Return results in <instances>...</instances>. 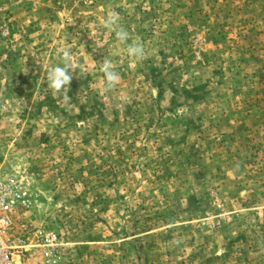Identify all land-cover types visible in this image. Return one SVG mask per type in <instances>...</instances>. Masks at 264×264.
<instances>
[{
	"label": "rangeland",
	"instance_id": "374dc122",
	"mask_svg": "<svg viewBox=\"0 0 264 264\" xmlns=\"http://www.w3.org/2000/svg\"><path fill=\"white\" fill-rule=\"evenodd\" d=\"M0 172L57 264H264V0H0Z\"/></svg>",
	"mask_w": 264,
	"mask_h": 264
},
{
	"label": "built area",
	"instance_id": "2783aa9c",
	"mask_svg": "<svg viewBox=\"0 0 264 264\" xmlns=\"http://www.w3.org/2000/svg\"><path fill=\"white\" fill-rule=\"evenodd\" d=\"M32 196L26 179L0 172V264H22L40 254L44 264H57L58 238L28 224Z\"/></svg>",
	"mask_w": 264,
	"mask_h": 264
},
{
	"label": "clouds",
	"instance_id": "9594fccd",
	"mask_svg": "<svg viewBox=\"0 0 264 264\" xmlns=\"http://www.w3.org/2000/svg\"><path fill=\"white\" fill-rule=\"evenodd\" d=\"M120 16L119 13L112 11L108 14V18L105 21V27L115 31L116 38L121 43H127L131 39V43H127V52L137 61H143L147 52L144 44L140 38H131L129 32L119 25ZM72 55L68 50H62V63L63 66H55L48 70L47 81L48 87L54 93H60L63 90V98L65 101H70L68 96L69 86L73 79V65ZM100 70L104 74V80L107 90H112L119 83L121 77L120 74L114 70L113 62L107 58H104L102 62H99Z\"/></svg>",
	"mask_w": 264,
	"mask_h": 264
}]
</instances>
